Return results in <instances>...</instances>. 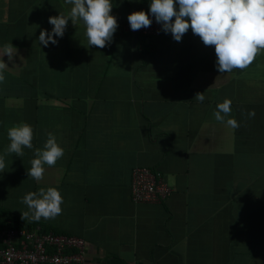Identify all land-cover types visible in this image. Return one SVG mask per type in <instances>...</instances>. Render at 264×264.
I'll use <instances>...</instances> for the list:
<instances>
[{
    "label": "crops",
    "instance_id": "1",
    "mask_svg": "<svg viewBox=\"0 0 264 264\" xmlns=\"http://www.w3.org/2000/svg\"><path fill=\"white\" fill-rule=\"evenodd\" d=\"M111 2L118 27L100 49L71 21L56 45L39 44L49 17L69 13L64 0H0V49H17L2 58L0 155L9 128H33V148L5 157L0 210L29 221L22 198L56 188L61 215L36 225L82 238L83 264H264V50L222 74L214 46L191 29L180 42L162 31L148 44L129 31L128 15L151 0ZM225 99L235 130L213 116ZM48 133L64 156L37 182L27 172ZM136 167L172 194L133 203Z\"/></svg>",
    "mask_w": 264,
    "mask_h": 264
},
{
    "label": "clouds",
    "instance_id": "2",
    "mask_svg": "<svg viewBox=\"0 0 264 264\" xmlns=\"http://www.w3.org/2000/svg\"><path fill=\"white\" fill-rule=\"evenodd\" d=\"M64 2L71 5L69 13L49 17L52 29L51 32L40 31V45H56L57 40L53 37H63L69 21L72 25L83 23L89 46L103 49L112 42L118 24L116 18L110 15L113 8L111 0ZM149 14L160 25V30L170 33L176 42H180L191 29L205 46H214L215 68L222 74L247 68L264 50V0H151L148 13L138 11L128 15L130 29L136 31L150 27L153 21L149 19ZM16 53L17 49L11 43L0 49V83L5 81L3 73L8 69L2 58L7 56L11 61ZM194 98L201 103L205 100L204 93H196ZM231 103V100L225 99L217 104L213 116L216 121L226 123L235 130L239 128V123L233 118L225 120L231 113ZM248 115L254 117L255 113L250 111ZM7 137L10 143L0 155V172L6 167V156L15 154L20 157L24 155V148H33V128L27 123L21 122L9 128ZM34 155L36 158L31 160L27 176L38 182L43 179L44 165L54 166L64 156V149L57 144L56 137L48 133L43 149H36ZM21 203L27 206L23 218L39 223L41 218L54 220L61 215L63 197L56 188H41L27 193Z\"/></svg>",
    "mask_w": 264,
    "mask_h": 264
},
{
    "label": "built area",
    "instance_id": "3",
    "mask_svg": "<svg viewBox=\"0 0 264 264\" xmlns=\"http://www.w3.org/2000/svg\"><path fill=\"white\" fill-rule=\"evenodd\" d=\"M148 13V10H140ZM150 27L129 31L143 38L148 44L160 36L161 30L154 18ZM130 198L133 203H161L171 194L172 189L165 180L145 167L131 171ZM85 242L82 238L45 231L34 225L30 228L0 229V264H83Z\"/></svg>",
    "mask_w": 264,
    "mask_h": 264
},
{
    "label": "trees",
    "instance_id": "4",
    "mask_svg": "<svg viewBox=\"0 0 264 264\" xmlns=\"http://www.w3.org/2000/svg\"><path fill=\"white\" fill-rule=\"evenodd\" d=\"M0 229L4 228V227H8V228H21V227H25V228H30L33 227L34 225H36L37 223L34 222H29L26 221L24 219H21L19 217H11L10 215H8L7 211L5 210H0ZM46 231V229H44ZM54 233H58L56 231H53Z\"/></svg>",
    "mask_w": 264,
    "mask_h": 264
}]
</instances>
